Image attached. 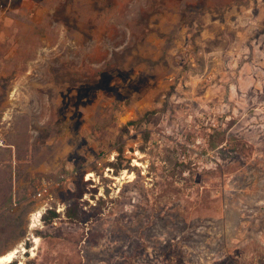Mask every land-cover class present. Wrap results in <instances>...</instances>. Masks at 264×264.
<instances>
[{
    "label": "rangeland",
    "instance_id": "obj_1",
    "mask_svg": "<svg viewBox=\"0 0 264 264\" xmlns=\"http://www.w3.org/2000/svg\"><path fill=\"white\" fill-rule=\"evenodd\" d=\"M0 138L12 264H264V0H0Z\"/></svg>",
    "mask_w": 264,
    "mask_h": 264
},
{
    "label": "bare ground",
    "instance_id": "obj_2",
    "mask_svg": "<svg viewBox=\"0 0 264 264\" xmlns=\"http://www.w3.org/2000/svg\"><path fill=\"white\" fill-rule=\"evenodd\" d=\"M136 175L135 173H132L130 171L125 170L122 173V176L119 177L120 181H125L128 180L133 181L135 180ZM43 215V211L40 210L36 213H34L33 218L34 221L31 224V233L29 240L33 241L34 248L30 249L31 253L33 252V255H35V251L40 247L42 239L36 235H34L33 230L37 228L39 223L41 222V217ZM28 252V247L26 246V242L22 241L21 243L17 244L15 247L12 249L8 250L6 253L0 255V264H12L19 258H23V256Z\"/></svg>",
    "mask_w": 264,
    "mask_h": 264
},
{
    "label": "trees",
    "instance_id": "obj_3",
    "mask_svg": "<svg viewBox=\"0 0 264 264\" xmlns=\"http://www.w3.org/2000/svg\"><path fill=\"white\" fill-rule=\"evenodd\" d=\"M79 204H75L74 206L70 207L68 210V216L70 218H77L78 217V212H77V207ZM52 218L58 216V214L55 211H51Z\"/></svg>",
    "mask_w": 264,
    "mask_h": 264
},
{
    "label": "built area",
    "instance_id": "obj_4",
    "mask_svg": "<svg viewBox=\"0 0 264 264\" xmlns=\"http://www.w3.org/2000/svg\"><path fill=\"white\" fill-rule=\"evenodd\" d=\"M4 140L2 138H0V145H4ZM44 194V191H40V195L42 196ZM44 216L42 215L41 218H43Z\"/></svg>",
    "mask_w": 264,
    "mask_h": 264
}]
</instances>
